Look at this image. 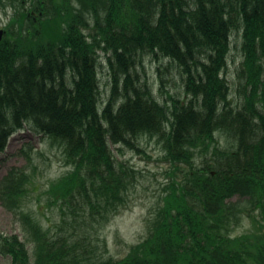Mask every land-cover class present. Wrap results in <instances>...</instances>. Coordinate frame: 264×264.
I'll return each mask as SVG.
<instances>
[{
	"label": "trees",
	"instance_id": "16d2710c",
	"mask_svg": "<svg viewBox=\"0 0 264 264\" xmlns=\"http://www.w3.org/2000/svg\"><path fill=\"white\" fill-rule=\"evenodd\" d=\"M10 3L18 19L0 42V155L26 129L63 148L69 171L48 187L52 226L29 203L26 170L0 180L20 232L0 231V255L10 264H264V0ZM32 10L45 30L60 24L55 41L23 34L36 25ZM233 35L237 102L226 77ZM145 59L175 69L181 93L164 90L171 73L159 65L161 101L142 79ZM145 138L167 166L147 237L121 259L98 255L94 241L142 177L117 154L147 155Z\"/></svg>",
	"mask_w": 264,
	"mask_h": 264
},
{
	"label": "rangeland",
	"instance_id": "374dc122",
	"mask_svg": "<svg viewBox=\"0 0 264 264\" xmlns=\"http://www.w3.org/2000/svg\"><path fill=\"white\" fill-rule=\"evenodd\" d=\"M11 16L10 10L8 13L1 10L0 26L8 24ZM29 28L32 31V28ZM59 30L60 24L58 22H54L52 27L47 30L39 26V33L44 42L55 41ZM231 41L229 69L226 72V77L231 84V99L237 102L239 96L236 71L241 62L239 61L241 40L238 36L233 35ZM162 64L168 68L166 73H171L164 76V90L172 94L179 91L181 93V89L178 87L180 81L177 72L167 66L165 61L145 59L143 68H141V75L142 79H147L152 85L155 95L161 101H165V91L160 90L159 73H157L158 66ZM99 71L101 91L104 93L103 96H107L110 91L108 72L106 68ZM217 138L221 146L229 144V140L225 136L221 135ZM141 146L144 147L148 156L129 149H126L123 154H117L120 160H125L135 167L142 177H139V181L132 191L129 208L117 216L107 227L105 233L94 241L98 255L121 259L127 254L131 245L147 237V226H149L147 219L152 217L151 213L155 210L154 205L158 202L162 183L166 181L164 172L167 166L160 161L163 154L161 146L155 140L143 139ZM13 168L24 169L30 174L29 203L37 217L43 223L52 226L54 216L51 207L48 205L51 200L48 187L69 171L63 148L52 145L50 141L33 134L29 130H22L10 138L5 153L0 156V180ZM247 223L249 224V221L243 220L237 229L240 232L246 230ZM0 231L8 235L20 233L13 214L1 201ZM0 264H10V258L0 255Z\"/></svg>",
	"mask_w": 264,
	"mask_h": 264
},
{
	"label": "flooded vegetation",
	"instance_id": "af4514ba",
	"mask_svg": "<svg viewBox=\"0 0 264 264\" xmlns=\"http://www.w3.org/2000/svg\"><path fill=\"white\" fill-rule=\"evenodd\" d=\"M35 14V12H32V15H34Z\"/></svg>",
	"mask_w": 264,
	"mask_h": 264
}]
</instances>
